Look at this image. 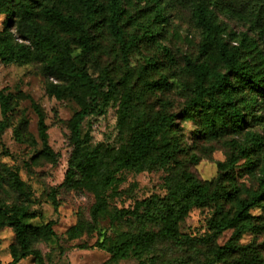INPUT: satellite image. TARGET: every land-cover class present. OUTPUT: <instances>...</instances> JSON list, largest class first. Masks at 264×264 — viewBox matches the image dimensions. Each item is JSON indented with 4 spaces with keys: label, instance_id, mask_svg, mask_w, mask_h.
Returning <instances> with one entry per match:
<instances>
[{
    "label": "trees",
    "instance_id": "1",
    "mask_svg": "<svg viewBox=\"0 0 264 264\" xmlns=\"http://www.w3.org/2000/svg\"><path fill=\"white\" fill-rule=\"evenodd\" d=\"M65 2L73 13L64 12L53 0H0V15L5 16L0 31V62L5 65H37L46 80V94L56 100L70 98L76 104L77 110L67 121L72 150L60 186L85 189L93 194L95 201L90 209V221H77L65 231L66 240L72 241L91 233L100 217L107 214L106 191L117 181L118 172H141L153 167L167 169L176 162L181 149L175 115L158 113L147 118V115H136L137 111H134L130 85L133 72L128 67L127 57L136 50L140 38L124 33L120 0ZM216 4L217 1L213 0H196L192 6V19L201 32V42L197 57L184 59L185 71L191 77L192 96L182 114L184 119L198 121L200 133L208 140L243 133L248 137L250 148L258 154L263 137L248 130L253 124L261 125V118L254 112L258 105L264 104V53L255 39L243 37L237 40L238 37L226 32L211 8ZM229 12L248 23L264 45V14L258 8L252 7L242 13ZM164 22V17L157 12L149 23L141 25L144 37L152 39L153 30ZM95 26L104 27L118 44L127 66L117 81L104 74L94 77L81 61L82 56L97 48L90 32ZM226 37H230V42ZM231 42L238 43L231 45ZM75 51H79L78 55ZM143 86L153 91L167 89L169 84L160 79L143 81ZM25 100L30 102L36 115L41 143V149L31 158V163H54L57 155L48 145L44 114L28 95L0 90V134L12 116V102L17 104ZM113 102H118L116 126L120 134L126 133L125 142L117 149L105 147L101 150L100 145L89 147L85 121L103 115ZM238 153L251 169L262 160L261 179L256 191L248 192L247 199L236 203L231 216L208 220V229L215 235L232 229L233 238L240 237L254 227L249 211L255 206L264 207V155L252 161L245 148L240 147ZM223 167L224 164H218V168ZM10 177L12 188L22 195L23 203L0 204V225L12 228L14 233L8 264H17L30 256L39 260L40 254L33 246L54 238L52 223L30 224L29 219L34 215L24 204L29 202L28 193L17 174L12 173ZM165 186L164 197L152 195L136 202L131 209H116L110 216L112 225L129 220L141 225L155 222L159 225L157 232L145 228L134 233L119 232L112 244L96 243L95 246L108 253L113 261L135 259L143 264L141 259L152 250L157 237L176 242L184 240L179 228L192 208L230 196L224 191L208 192L191 173L181 169L176 172L167 169ZM232 250L234 246L228 243L216 252L225 254Z\"/></svg>",
    "mask_w": 264,
    "mask_h": 264
},
{
    "label": "rangeland",
    "instance_id": "2",
    "mask_svg": "<svg viewBox=\"0 0 264 264\" xmlns=\"http://www.w3.org/2000/svg\"><path fill=\"white\" fill-rule=\"evenodd\" d=\"M65 1L53 0V3L64 12L73 13ZM195 1L120 0L124 33L135 34L140 38L136 50L127 57L128 67L133 72L130 84L132 103L136 115H147V118L158 113L175 115L181 152L168 170L176 172L181 169L191 173L206 186L208 192L224 191L230 196L192 208L180 224L179 231L184 240L176 242L157 237L152 250L141 261L143 264H264V207L255 206L249 211L253 216L254 227L238 238H233L232 229L216 235L208 229V220L231 216L236 203L247 199L248 192L258 189L262 160L251 169L238 150L240 147L245 148L252 161L263 157L264 104L258 105L254 112L261 118V125L253 124L248 130L263 137V146L258 154L250 148L248 137L243 133L208 140L200 133L198 121L184 119L182 111L192 96L191 77L185 71L184 59H195L201 42V32L192 19ZM213 1H217V4L211 8L226 32L238 37L237 40L243 37L255 39L264 53L263 42L257 39L255 31L248 23L229 12L242 13L256 7L264 14V0ZM157 12L164 17L165 22L156 24L158 27L152 32L154 37L148 39L144 37L141 25L149 23ZM4 20L5 16L0 15V31ZM90 32L97 48L81 57L83 65L94 77L104 74L117 81L127 69L118 44L104 27L95 26ZM229 38L225 39L230 42ZM237 43L231 42V45ZM75 53L78 55L79 51ZM160 79L167 81V89L149 91L143 86V81L155 82ZM45 86L46 80L39 73L37 65H5L0 62V90L6 89V93L12 94L20 91L39 106L48 127V145L57 155L54 163H31V158L41 149L37 118L28 100L17 104L12 102V116L7 128L0 134V204L8 206L23 203L22 195L12 188L10 175L17 174L29 197V202L24 204L29 213L34 215L29 219L30 224L40 226L51 222L55 233L50 241L33 246L40 254L39 260L30 256L17 264H139L135 259L113 261L108 253L95 244H112L119 232L134 233L141 228L152 232L159 230L155 222L141 225L138 221L129 220L112 225L110 216L116 209H131L136 202L152 195L164 197L167 169L153 167L141 172H118L117 181L106 191L107 214L100 217L91 233L72 241L66 240L64 233L68 227L77 221H90V209L95 199L85 189L60 186L72 150L67 121L77 107L70 98L56 100L49 97ZM117 109L118 102H113L103 115L85 121L84 131L89 134V147L100 145L101 150L105 147L117 149L125 142L126 133L120 134L116 126ZM219 163L224 164V167L218 168ZM13 243L12 228L0 225L1 264L10 263L9 250ZM228 243L234 246V250L225 254L216 252Z\"/></svg>",
    "mask_w": 264,
    "mask_h": 264
}]
</instances>
